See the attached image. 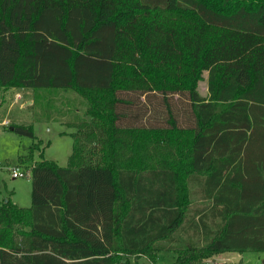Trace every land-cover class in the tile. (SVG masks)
<instances>
[{
	"label": "trees",
	"instance_id": "16d2710c",
	"mask_svg": "<svg viewBox=\"0 0 264 264\" xmlns=\"http://www.w3.org/2000/svg\"><path fill=\"white\" fill-rule=\"evenodd\" d=\"M0 88L93 118L69 165L29 163L31 206L0 198V264L264 252V0H0Z\"/></svg>",
	"mask_w": 264,
	"mask_h": 264
},
{
	"label": "rangeland",
	"instance_id": "374dc122",
	"mask_svg": "<svg viewBox=\"0 0 264 264\" xmlns=\"http://www.w3.org/2000/svg\"><path fill=\"white\" fill-rule=\"evenodd\" d=\"M198 91L208 96L207 71L198 84ZM17 92L22 95L19 101L17 95L15 98ZM91 95L96 96L95 93ZM29 99H33V102L28 105L26 102ZM90 104L91 100L73 89H36L31 93L22 89L4 94L0 105V122L7 120L9 124L0 129V161L3 163L0 166V198L11 197L20 206H31L33 184L29 163L53 159L60 165H69L75 140L87 142L89 139L85 134L93 129V118L88 112ZM14 124L32 126L35 137L13 130ZM22 156L28 158L26 163L20 161ZM13 166L20 167L27 175L14 178L9 170ZM203 204L205 202L200 195L193 194V208ZM216 256L200 264H264V252L259 251H229ZM176 257L175 252L165 250L158 253L155 262L145 256L132 257L130 261L131 264H173Z\"/></svg>",
	"mask_w": 264,
	"mask_h": 264
},
{
	"label": "built area",
	"instance_id": "2783aa9c",
	"mask_svg": "<svg viewBox=\"0 0 264 264\" xmlns=\"http://www.w3.org/2000/svg\"><path fill=\"white\" fill-rule=\"evenodd\" d=\"M17 95V98L21 97L20 94H16ZM9 122L6 120H3L2 122H0V129H1V126H6L8 125ZM3 163L0 161V166H2ZM9 170L11 171V174L14 178H19V177H25L27 175L26 172H24L20 167L18 166H13V167H10ZM218 264V263H217Z\"/></svg>",
	"mask_w": 264,
	"mask_h": 264
},
{
	"label": "crops",
	"instance_id": "0c3cea01",
	"mask_svg": "<svg viewBox=\"0 0 264 264\" xmlns=\"http://www.w3.org/2000/svg\"><path fill=\"white\" fill-rule=\"evenodd\" d=\"M22 89H26L27 91H29V93H31V90L33 91L34 89H31V88H19V89H15V90H22ZM7 93V92H6ZM5 92H3V89L0 88V105H1V100H2V97L4 96ZM16 94H20V93H15V98H16ZM21 95V94H20ZM22 96V95H21ZM22 99V97H19L17 101H19V99ZM20 99V100H21ZM31 102H33V99H29V101L26 102V104H31ZM2 107L0 106V109ZM30 173H31V169H30ZM16 203V201H14ZM192 208H193V203H192ZM184 232H188V233H192V230L191 229H188V227L186 226ZM177 256V254H176ZM217 256H214L213 258H216Z\"/></svg>",
	"mask_w": 264,
	"mask_h": 264
}]
</instances>
